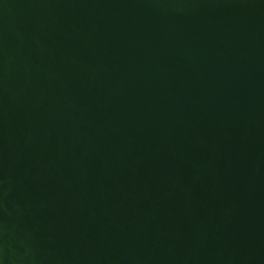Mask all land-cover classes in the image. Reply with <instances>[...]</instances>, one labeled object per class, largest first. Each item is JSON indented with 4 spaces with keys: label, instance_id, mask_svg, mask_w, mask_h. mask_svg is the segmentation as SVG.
Returning a JSON list of instances; mask_svg holds the SVG:
<instances>
[{
    "label": "water",
    "instance_id": "1",
    "mask_svg": "<svg viewBox=\"0 0 264 264\" xmlns=\"http://www.w3.org/2000/svg\"><path fill=\"white\" fill-rule=\"evenodd\" d=\"M0 264H264V0H0Z\"/></svg>",
    "mask_w": 264,
    "mask_h": 264
}]
</instances>
